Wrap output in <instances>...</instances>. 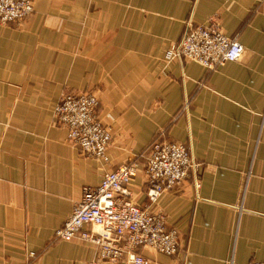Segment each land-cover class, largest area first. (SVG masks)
<instances>
[{
    "label": "crops",
    "instance_id": "obj_1",
    "mask_svg": "<svg viewBox=\"0 0 264 264\" xmlns=\"http://www.w3.org/2000/svg\"><path fill=\"white\" fill-rule=\"evenodd\" d=\"M212 20L244 46L240 60L167 59L188 21ZM65 91L99 98L109 162L82 155L55 123ZM155 138L185 144L200 165L150 204ZM134 161L133 199L179 231L176 255L141 250L150 264L264 261V1L34 0L25 20L0 26V264L97 259L93 243L53 234L84 187Z\"/></svg>",
    "mask_w": 264,
    "mask_h": 264
},
{
    "label": "built area",
    "instance_id": "obj_2",
    "mask_svg": "<svg viewBox=\"0 0 264 264\" xmlns=\"http://www.w3.org/2000/svg\"><path fill=\"white\" fill-rule=\"evenodd\" d=\"M263 2L264 0H257ZM34 11V0H0V26L19 23ZM244 46L228 36L216 21H188L179 42L167 51L168 60L194 61L207 69L240 60ZM55 123L67 130L68 141L84 156L109 162L112 127L101 118L99 98L90 93L63 92L54 109ZM192 150L183 143L155 138L148 146L143 165L146 195L155 204L177 188L199 167ZM139 171L134 161L106 170L100 185L84 187L67 220L55 230L53 239H80L93 243L97 259L150 264L141 250L174 256L180 248L179 231L170 226L163 212L141 206L132 196L131 184ZM198 187L197 181L195 182ZM35 253L30 252L33 256ZM248 264H264L250 261Z\"/></svg>",
    "mask_w": 264,
    "mask_h": 264
},
{
    "label": "rangeland",
    "instance_id": "obj_3",
    "mask_svg": "<svg viewBox=\"0 0 264 264\" xmlns=\"http://www.w3.org/2000/svg\"><path fill=\"white\" fill-rule=\"evenodd\" d=\"M65 92H73V91H65ZM74 93H81V92H74ZM86 93H88V92H86ZM91 94V93H90ZM66 138H67V136H66ZM68 140V139H67ZM69 142V141H68ZM70 143V142H69Z\"/></svg>",
    "mask_w": 264,
    "mask_h": 264
}]
</instances>
